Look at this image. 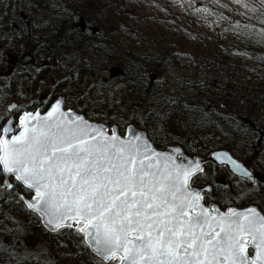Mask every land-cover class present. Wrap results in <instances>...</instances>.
Segmentation results:
<instances>
[{"label":"snow or ice","instance_id":"6c2138e0","mask_svg":"<svg viewBox=\"0 0 264 264\" xmlns=\"http://www.w3.org/2000/svg\"><path fill=\"white\" fill-rule=\"evenodd\" d=\"M233 2L255 23L230 30L264 44V0ZM66 104L56 99L43 114L16 103L0 110L4 199L54 233L79 236L98 264H264V209L222 211L209 203L211 185L199 186L206 175L201 159L181 147L157 150L145 131L94 123ZM215 159L264 191L227 152Z\"/></svg>","mask_w":264,"mask_h":264},{"label":"trees","instance_id":"16d2710c","mask_svg":"<svg viewBox=\"0 0 264 264\" xmlns=\"http://www.w3.org/2000/svg\"><path fill=\"white\" fill-rule=\"evenodd\" d=\"M145 1L0 0V110L13 101L25 110L44 112L64 97L66 108L93 122L119 124L121 132L128 125L144 130L160 150L179 145L191 157H207L227 149L254 170L257 185L264 186V44L238 38L230 30L237 22L255 21L239 15L244 9L233 0H162L178 2L186 23L223 17L220 50L216 47L214 56L225 64L244 58L252 77L249 85L216 76L186 79L179 90L171 89L166 78L170 51L160 56L122 51L106 26L120 5L152 0ZM176 30L186 32L185 27ZM204 169L199 186L211 185L209 203L221 209H264L261 188L253 190L228 172L225 185L216 174L221 168L206 163ZM242 185V193L235 192ZM10 210L19 220L8 214L6 226L19 229L20 217H27L32 222L27 225L48 233L26 207L0 197V220ZM21 245L16 241L20 251Z\"/></svg>","mask_w":264,"mask_h":264},{"label":"rangeland","instance_id":"374dc122","mask_svg":"<svg viewBox=\"0 0 264 264\" xmlns=\"http://www.w3.org/2000/svg\"><path fill=\"white\" fill-rule=\"evenodd\" d=\"M121 6L106 23L117 46L122 51L140 56H160L170 51L166 78L171 89L179 90L181 81L186 79L204 81L213 76L222 81L233 78L242 85L252 83L244 58H234L225 64L214 56L216 47L220 50L221 31L225 26L222 18H201L186 23V19L178 13L181 9L178 2L167 4L162 0ZM176 26L185 27L186 32H179ZM11 103L15 102L10 101L8 107ZM219 168L220 171L216 170L218 181L226 185L229 179L226 178L227 170ZM242 189L245 187L236 188L235 192L242 193ZM0 197L3 195L0 194ZM251 206L260 209L257 205ZM8 214L19 220L13 210L0 220V264H16L13 254L21 258V264H98L91 251L77 243L79 237L70 236L67 232L41 233L34 225H27L30 221L27 217H20L23 225L19 229L8 227L4 222L9 218ZM19 240L23 246L21 251L15 246ZM28 252L33 253L31 258L27 256Z\"/></svg>","mask_w":264,"mask_h":264},{"label":"water","instance_id":"95a60500","mask_svg":"<svg viewBox=\"0 0 264 264\" xmlns=\"http://www.w3.org/2000/svg\"><path fill=\"white\" fill-rule=\"evenodd\" d=\"M62 98H64V97H60V98H58V99H62ZM42 114L45 112H42L41 110H39ZM93 122V121H92ZM94 123H98V122H94ZM107 126V125H106ZM132 127H134V126H132ZM134 128H136V127H134ZM137 130H140V129H138V128H136ZM140 131H144V130H140ZM147 134V133H146ZM173 147H181V146H179V145H176V146H172V147H170V148H168L167 150H160V149H158L157 148V150H160V151H169L171 148H173ZM181 149H182V151H183V153H184V155L185 156H187L188 158H199V159H201L202 161H203V167H204V165L206 164V163H212L213 165H215V166H217V167H224V168H226L227 169V171H228V173L230 174V175H232V176H234V177H236V178H238L239 179V177H238V174H235V173H233L232 171H231V168H230V166L229 165H225V164H221L218 160H216L215 159V154L216 153H219V152H227L229 155H231L234 159H236L238 162H240V163H242V164H244L249 170H251L247 165H246V163H244L242 160H240V159H238V158H236L229 150H227V149H219V150H216V151H214V152H212L209 156H207V157H203V156H195V157H191V156H189V155H187L186 153H185V151L183 150V148L181 147ZM252 171V170H251ZM253 172V171H252ZM254 173V172H253ZM254 176H255V179H256V175H255V173H254ZM247 182H249L250 184H251V182L250 181H247ZM208 187V186H207ZM216 206H218V207H220L219 205H216ZM249 207H253V206H249ZM256 207V206H255ZM234 208H236V207H234ZM258 208V207H257ZM238 210H243V209H245V208H242V209H240V208H237ZM222 210V209H221ZM227 210V209H226ZM226 210H222V211H226ZM258 210H259V208H258ZM30 211V210H29ZM31 212V211H30ZM41 221V225H42V227L47 231V232H49V233H54V232H52L51 231V229L49 228V227H47V226H45L44 225V223H43V221L42 220H40ZM93 254V253H92ZM94 255V254H93Z\"/></svg>","mask_w":264,"mask_h":264},{"label":"flooded vegetation","instance_id":"af4514ba","mask_svg":"<svg viewBox=\"0 0 264 264\" xmlns=\"http://www.w3.org/2000/svg\"><path fill=\"white\" fill-rule=\"evenodd\" d=\"M227 209V208H226ZM225 210V209H224Z\"/></svg>","mask_w":264,"mask_h":264}]
</instances>
